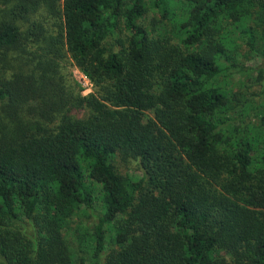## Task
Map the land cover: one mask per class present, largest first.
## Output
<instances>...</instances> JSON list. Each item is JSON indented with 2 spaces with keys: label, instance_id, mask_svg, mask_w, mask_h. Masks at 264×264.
<instances>
[{
  "label": "trees",
  "instance_id": "trees-1",
  "mask_svg": "<svg viewBox=\"0 0 264 264\" xmlns=\"http://www.w3.org/2000/svg\"><path fill=\"white\" fill-rule=\"evenodd\" d=\"M0 264H264V0H0Z\"/></svg>",
  "mask_w": 264,
  "mask_h": 264
},
{
  "label": "rangeland",
  "instance_id": "rangeland-1",
  "mask_svg": "<svg viewBox=\"0 0 264 264\" xmlns=\"http://www.w3.org/2000/svg\"><path fill=\"white\" fill-rule=\"evenodd\" d=\"M152 18V15H150L149 20ZM261 63V62H259ZM251 65L250 63L248 64ZM65 72H68L72 75L73 79L77 81V83L81 86L83 89V93L85 95L89 93L95 92V87L90 81L88 77L84 75V73L75 65L70 64L66 67ZM122 170L128 171L132 177H134L136 180L139 179L142 176V172L140 170L139 164L137 161H128L127 163H123L121 165ZM100 209V204L97 205Z\"/></svg>",
  "mask_w": 264,
  "mask_h": 264
},
{
  "label": "built area",
  "instance_id": "built-area-1",
  "mask_svg": "<svg viewBox=\"0 0 264 264\" xmlns=\"http://www.w3.org/2000/svg\"><path fill=\"white\" fill-rule=\"evenodd\" d=\"M85 75V74H84ZM86 76V75H85ZM87 77V76H86ZM91 81V80H90ZM90 94V93H89Z\"/></svg>",
  "mask_w": 264,
  "mask_h": 264
}]
</instances>
